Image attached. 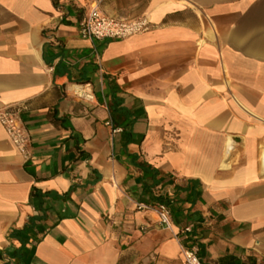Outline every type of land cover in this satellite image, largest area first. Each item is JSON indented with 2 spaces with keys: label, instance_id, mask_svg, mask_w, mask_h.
Wrapping results in <instances>:
<instances>
[{
  "label": "crops",
  "instance_id": "0c3cea01",
  "mask_svg": "<svg viewBox=\"0 0 264 264\" xmlns=\"http://www.w3.org/2000/svg\"><path fill=\"white\" fill-rule=\"evenodd\" d=\"M94 7L150 28L85 37ZM6 106L0 264H264V0H0Z\"/></svg>",
  "mask_w": 264,
  "mask_h": 264
},
{
  "label": "built area",
  "instance_id": "2783aa9c",
  "mask_svg": "<svg viewBox=\"0 0 264 264\" xmlns=\"http://www.w3.org/2000/svg\"><path fill=\"white\" fill-rule=\"evenodd\" d=\"M150 28V21L145 16L127 19L110 16L103 12L100 8H92L84 19L80 22V31L83 36L91 38H111L125 39L132 35L145 32ZM86 83L81 89L79 96L93 100L94 94ZM0 123L5 127L11 141L18 147L21 153L28 156V135L24 131L21 110L15 106H6L0 110ZM137 208L149 209L150 205L146 203H138ZM160 224L166 228H171L173 220L171 212L165 204H159L156 207ZM184 232H190L191 227H185ZM182 256L184 264H202L198 249L195 247L182 246Z\"/></svg>",
  "mask_w": 264,
  "mask_h": 264
},
{
  "label": "bare ground",
  "instance_id": "6f19581e",
  "mask_svg": "<svg viewBox=\"0 0 264 264\" xmlns=\"http://www.w3.org/2000/svg\"><path fill=\"white\" fill-rule=\"evenodd\" d=\"M74 89H75V91H76L77 93H81V89H80V87H74Z\"/></svg>",
  "mask_w": 264,
  "mask_h": 264
}]
</instances>
